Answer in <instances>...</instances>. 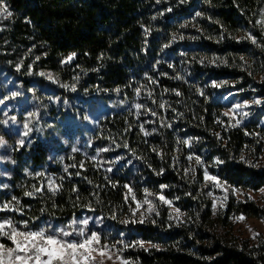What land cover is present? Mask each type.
<instances>
[{
    "label": "trees",
    "instance_id": "trees-1",
    "mask_svg": "<svg viewBox=\"0 0 264 264\" xmlns=\"http://www.w3.org/2000/svg\"><path fill=\"white\" fill-rule=\"evenodd\" d=\"M0 1L12 12L0 22V60L52 73L86 96L89 114L99 112L92 129L52 127L67 137V146L52 138L60 158L44 139L32 140L19 163L28 172L15 170L0 193L11 204L0 218L21 231L89 218L87 232L128 264H264V236L232 233L234 217L264 220V203L205 179L207 172L232 189H264V166L254 162L262 150L254 133L264 117V0ZM237 101L251 102L239 126L227 113Z\"/></svg>",
    "mask_w": 264,
    "mask_h": 264
},
{
    "label": "rangeland",
    "instance_id": "rangeland-1",
    "mask_svg": "<svg viewBox=\"0 0 264 264\" xmlns=\"http://www.w3.org/2000/svg\"><path fill=\"white\" fill-rule=\"evenodd\" d=\"M6 18L0 16V22ZM262 19H264V10L259 23ZM41 73H44V75H41ZM49 75L52 79H49ZM24 78L27 79V82L23 80ZM13 93H16V95H13ZM85 97V95L75 92L69 86L59 85L53 74L48 71L34 72L32 69H26L22 66V62L11 57L0 60V193L11 187L15 170L19 169L22 172H28V168L24 167L21 169L19 163L26 158V153L34 138L44 139L47 142L51 158H60L62 152L57 151L53 145L54 135L59 137V141L65 146L68 145V141L65 135H53L51 133L54 125L73 122L79 125L83 131L84 129H92L97 125L99 112L89 114ZM237 104H246V106L236 108ZM249 105H251V102L241 103L237 101L228 108L227 113L234 120L236 126L241 125L243 119L248 116L249 109H247V106ZM30 113L35 115L30 116ZM25 124L28 125V129H31L30 131L25 129ZM258 126L260 128L255 131L254 136H256L258 143H261L262 150L258 159H255L254 162L257 165L264 166V117ZM25 131H28L27 136L24 135ZM21 140L24 141L23 144L20 143ZM44 177L45 174L43 175ZM222 185L221 189L223 191H232L240 199H252L259 204L264 203V189L259 191L235 189L236 191L234 192L230 186H226L223 183ZM5 203L8 202L0 201V209ZM214 203L217 205L219 200H215ZM1 211L4 210H0V213ZM240 216H243L244 219H238ZM3 220L5 219L0 218V222ZM74 220L76 221L75 224L72 223ZM83 220L90 222L89 218L86 217L74 218L64 226L51 223L45 229L49 234H54L57 230L64 229L72 233L71 236L65 237V239L79 241L91 234L87 232L86 226L88 224L84 225L82 223ZM232 224V233L234 235L248 238L252 241H256L261 235L264 236V220L261 218L239 215L233 218ZM41 228L28 230H39ZM81 229L84 230L85 237L77 235ZM253 232L259 233L255 239H253ZM0 243H4L9 247L13 246L6 237H0ZM110 251L113 258L109 260L105 257L104 264H122V261H126L113 250L110 249ZM117 256L120 259H117ZM99 259L100 257L97 256V261Z\"/></svg>",
    "mask_w": 264,
    "mask_h": 264
},
{
    "label": "snow or ice",
    "instance_id": "snow-or-ice-1",
    "mask_svg": "<svg viewBox=\"0 0 264 264\" xmlns=\"http://www.w3.org/2000/svg\"><path fill=\"white\" fill-rule=\"evenodd\" d=\"M196 15L200 16L201 14L197 12ZM0 16H4L5 18L12 16V12H10L8 7L2 2H0ZM260 23L262 28H264V19H262ZM180 38L183 39V37ZM248 38L252 40L253 44L257 43L255 38ZM173 39L175 40L176 37L173 36ZM165 47H167V45H165ZM74 56L75 53L68 56L67 61H71ZM201 62H203V59ZM41 75H44V73H41ZM49 79H52L50 75ZM221 83H227V81ZM214 86L220 87L221 84L214 82ZM64 87H67V85H64ZM138 93L139 89H137V94ZM13 95H16V93H13ZM253 103L259 104L260 101L255 100ZM242 106H246V104H237L235 107L240 108ZM135 107L139 109L142 106L137 104ZM161 107H163V105H161ZM29 115L31 116L35 114L30 113ZM152 115H156V113L152 112ZM225 115H227V113H225ZM24 127L25 129H28L27 124H25ZM30 130L31 129H28V131ZM141 130L143 131V126H141ZM28 131H25V136L28 135ZM145 135H148V133L145 132ZM23 142V140L20 141L21 144H23ZM183 143L187 144L188 141L185 140ZM125 147H127V145H125ZM73 151H76V149H73ZM101 151H108V149H101ZM188 159L191 160L192 157L189 156ZM196 162L198 164L200 163L199 157H196ZM109 171H111V169H109ZM205 179L214 181L217 187H223L216 176H210L207 172H205ZM49 189L53 192L57 190L51 181L49 182ZM37 191H40V189H37ZM128 191L131 192V189L129 188ZM233 191L235 192L236 190L233 189ZM145 192L147 193V189H145ZM209 194L211 195V193ZM28 195H31V193H28ZM15 199L16 198L13 197V200ZM133 199H135V197H133ZM159 199L166 204H171V201L166 200L163 195L159 196ZM223 199L226 200L227 197L225 196ZM144 202L149 205V211H152L153 209L151 201L145 199ZM215 206L216 205L214 203L213 207L215 208ZM137 207H139V204ZM10 208L11 204L5 203L0 210H7ZM175 211L179 215L180 210L176 209ZM238 219L243 220L244 217L240 216ZM72 223L75 224L76 221L74 220ZM82 223L87 225L88 220H83ZM23 224L25 227L27 226L26 221L23 222ZM71 235V232L65 231L64 229H59L54 234H49L45 228H41L39 230L21 231L13 224L11 220L5 219L0 222V237H6L9 241H11L13 246L9 247L4 243H0V264H104L105 257L109 260L113 258L109 245H101V238L97 232L93 231L90 235L85 237V232L83 229H81L77 235L85 238L79 241L75 239H65V237H69ZM258 235L259 233L253 232V239H255ZM136 243L141 247L144 246L143 241H137ZM112 247L114 248L115 245H112ZM127 247H129V245L124 244V248ZM97 256L100 257L99 261H97ZM117 259H120V257L117 256ZM122 264H128V262L122 261Z\"/></svg>",
    "mask_w": 264,
    "mask_h": 264
}]
</instances>
